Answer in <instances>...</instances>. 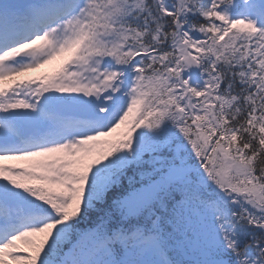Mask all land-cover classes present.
Wrapping results in <instances>:
<instances>
[{
  "label": "snow or ice",
  "instance_id": "obj_1",
  "mask_svg": "<svg viewBox=\"0 0 264 264\" xmlns=\"http://www.w3.org/2000/svg\"><path fill=\"white\" fill-rule=\"evenodd\" d=\"M0 264H264V0H0Z\"/></svg>",
  "mask_w": 264,
  "mask_h": 264
},
{
  "label": "bare ground",
  "instance_id": "obj_2",
  "mask_svg": "<svg viewBox=\"0 0 264 264\" xmlns=\"http://www.w3.org/2000/svg\"><path fill=\"white\" fill-rule=\"evenodd\" d=\"M42 71L47 72V71H51V69H45V70H42ZM34 75H36V74H34ZM5 163H7V162H5Z\"/></svg>",
  "mask_w": 264,
  "mask_h": 264
}]
</instances>
